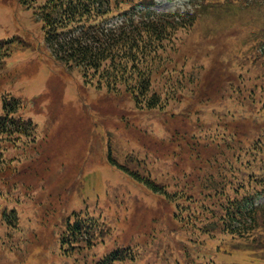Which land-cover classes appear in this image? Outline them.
Instances as JSON below:
<instances>
[{
	"label": "rangeland",
	"instance_id": "374dc122",
	"mask_svg": "<svg viewBox=\"0 0 264 264\" xmlns=\"http://www.w3.org/2000/svg\"><path fill=\"white\" fill-rule=\"evenodd\" d=\"M213 1L220 3L214 6ZM19 3L0 0V40L13 42L0 72V93L19 99L17 117L32 121L36 137L0 144V150L5 148L0 167L15 168H0V264H93L128 244L141 252L140 259L115 264H172L164 258H175L177 234L184 237L180 231L172 233V207L161 204L118 165L136 168L130 157L139 158L156 173L164 172L159 177L172 174L184 180L185 171L194 166L185 155L190 148L184 139L195 131V123L212 127L220 122L231 129L236 124L231 112L257 117L258 122L239 131L249 132L246 145L253 143L264 126V1L243 7L224 0L197 6L189 0H159V11L183 6L181 12L197 15L192 26L172 34L164 64L153 73V89L163 96L169 86H181L167 99L165 110L136 107L122 83L121 93L115 94L99 89L98 78L87 82L80 71H67L45 47L42 23L33 10ZM231 84L242 90L245 106L235 104ZM235 100L241 104L242 99ZM199 106H207L199 111L201 121L192 120L189 114ZM110 152L115 167L108 163ZM25 185L32 189L22 190ZM85 209L101 218V239L80 253L72 251L71 258L60 256L65 219ZM9 211L17 215L15 225L3 219ZM218 244L217 238L204 247L207 259L263 264L254 258L250 262L243 251L217 252ZM230 244L235 249V242L226 239L225 246Z\"/></svg>",
	"mask_w": 264,
	"mask_h": 264
},
{
	"label": "trees",
	"instance_id": "16d2710c",
	"mask_svg": "<svg viewBox=\"0 0 264 264\" xmlns=\"http://www.w3.org/2000/svg\"><path fill=\"white\" fill-rule=\"evenodd\" d=\"M259 1L263 4L264 0H224L229 5L243 7L256 5ZM19 2L27 10L32 9L36 19L42 23L44 45L52 58L67 71H80L87 82L88 77L98 78L99 89L106 87L118 94L121 93L118 85L122 83L125 91L132 95L136 107L148 110H165L167 99L170 100L175 91L180 90L181 86L177 89L169 86L163 96L153 89L152 76L164 64L163 55L168 48L166 43L175 39L172 34L192 26L197 20L194 12L158 14L151 10L154 0ZM197 2L204 3V0H190L191 6L199 5ZM216 3L219 2L213 1V4ZM12 47L13 42L0 40V72ZM182 88L185 90V86ZM231 88L237 95L235 99H242L241 104L234 99L235 104L245 106L242 90L235 89L234 84ZM0 103V144L10 138L21 143L23 138L31 140L36 137L32 121L17 117L21 108L19 99L0 93ZM207 106L191 110L189 117L200 119L199 111H205ZM228 116L236 123L231 129L218 122L212 127L195 123V131L191 133L188 130L192 135L184 139L190 148L185 155L194 166L185 171L184 180L172 174L159 177L164 172L156 173L147 167L145 160L139 158L130 157L136 168L127 164L118 165L126 176L151 196L159 198L161 204L172 207V233L180 231L184 237L177 234L178 242L172 250L175 258L166 257V262L218 264L216 258L209 256L207 259L202 251L209 242L218 238L217 252L222 249L225 252L243 251L249 261L254 258V263L261 261L264 264V126L263 130L260 127L256 132L259 134L253 143L246 145L243 141L248 139L249 132L241 134L239 131L249 123L258 122L257 117L243 111L231 112ZM3 150L5 148L0 151ZM108 159L117 166L111 152ZM197 160L200 164L196 163ZM4 164L0 162V166ZM0 168L7 171L15 169L10 166ZM21 187L22 190L32 189L26 185ZM22 190L19 189L20 192ZM17 197L21 200L20 193ZM84 211L65 219L60 236V256L71 258L72 251L80 253L101 239L98 222L102 221L101 218L94 216L90 209ZM3 219L15 225L17 215L9 211L4 213ZM226 239L235 242V249L231 244L225 246ZM179 253L183 254L182 258H178ZM140 257L141 252H136L135 245H119L103 257L95 258L93 264L124 263Z\"/></svg>",
	"mask_w": 264,
	"mask_h": 264
}]
</instances>
